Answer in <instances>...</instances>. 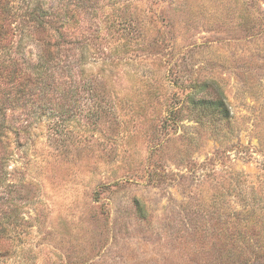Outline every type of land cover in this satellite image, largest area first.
Segmentation results:
<instances>
[{
	"label": "rangeland",
	"instance_id": "rangeland-1",
	"mask_svg": "<svg viewBox=\"0 0 264 264\" xmlns=\"http://www.w3.org/2000/svg\"><path fill=\"white\" fill-rule=\"evenodd\" d=\"M105 2L112 46L127 32L141 43L110 74L111 111L62 130L44 116L15 150L0 210L17 225L0 264H217L193 223L246 205L264 225V0H119L129 27ZM205 79L228 117L190 100Z\"/></svg>",
	"mask_w": 264,
	"mask_h": 264
},
{
	"label": "trees",
	"instance_id": "trees-1",
	"mask_svg": "<svg viewBox=\"0 0 264 264\" xmlns=\"http://www.w3.org/2000/svg\"><path fill=\"white\" fill-rule=\"evenodd\" d=\"M107 1L113 11H120L117 15L123 20L117 25L136 24L132 17L121 14L127 12L128 3ZM104 3L0 0V186L9 173L8 162L15 150L32 141L42 117L54 119L52 127L62 130L73 118L99 115L114 108L108 88L110 74L119 66L127 46L141 43V37L127 32L117 37V43H121L112 46L108 33L114 29L115 17L98 16ZM101 22L107 28L103 34ZM96 64L98 70L92 71ZM201 87L204 94L194 100L191 93L190 100L214 107L222 118L228 117L225 96L216 81L205 79ZM56 133L52 134L55 140ZM66 142L70 140L65 138ZM256 209L244 205L229 212L222 210L215 217L206 215L199 226L192 224L198 227L195 231L199 243L205 234L214 236L210 248L217 253L215 263L262 264L254 262L262 258L264 264V241L249 239L264 228L262 214ZM15 210L17 204L9 208L8 217ZM5 217L0 210V255L7 251V242L14 237L13 227L17 225V220Z\"/></svg>",
	"mask_w": 264,
	"mask_h": 264
}]
</instances>
